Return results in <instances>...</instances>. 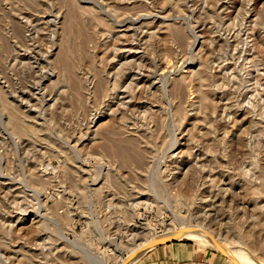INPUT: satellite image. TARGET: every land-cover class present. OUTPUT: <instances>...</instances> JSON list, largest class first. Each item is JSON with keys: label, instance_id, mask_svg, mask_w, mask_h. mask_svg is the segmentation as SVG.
Returning <instances> with one entry per match:
<instances>
[{"label": "rangeland", "instance_id": "374dc122", "mask_svg": "<svg viewBox=\"0 0 264 264\" xmlns=\"http://www.w3.org/2000/svg\"><path fill=\"white\" fill-rule=\"evenodd\" d=\"M179 225L264 264V0H0V264Z\"/></svg>", "mask_w": 264, "mask_h": 264}, {"label": "crops", "instance_id": "0c3cea01", "mask_svg": "<svg viewBox=\"0 0 264 264\" xmlns=\"http://www.w3.org/2000/svg\"><path fill=\"white\" fill-rule=\"evenodd\" d=\"M196 249L183 242H166L153 248L132 264H198Z\"/></svg>", "mask_w": 264, "mask_h": 264}, {"label": "bare ground", "instance_id": "6f19581e", "mask_svg": "<svg viewBox=\"0 0 264 264\" xmlns=\"http://www.w3.org/2000/svg\"><path fill=\"white\" fill-rule=\"evenodd\" d=\"M194 229H196V230H194ZM208 235H210V234H208L206 232H202V230H200L198 228H186L185 226L179 225L178 227H176L172 230H168L167 233L164 235V237L167 239L188 238V239H193V240H199V239L205 238L206 240L209 241V243L210 242L212 243V241L210 240ZM161 238H163V236L159 237L155 241H159V240H161ZM151 244L147 245L146 248H142V249L149 248ZM220 248L224 252H226L229 256H231L234 260L236 259L235 261L237 262V264H251V263H249V261H247L246 259L241 257V255L237 254L236 253L237 251L236 252L231 251V250H228L227 248L222 247V246H220ZM142 249H139V250H142ZM135 252H137V251H135ZM135 252H133L132 254H134ZM132 254L129 255L123 263L132 264V262H128L130 257L132 256Z\"/></svg>", "mask_w": 264, "mask_h": 264}, {"label": "water", "instance_id": "95a60500", "mask_svg": "<svg viewBox=\"0 0 264 264\" xmlns=\"http://www.w3.org/2000/svg\"><path fill=\"white\" fill-rule=\"evenodd\" d=\"M196 230V229H194ZM208 237L210 238V240L212 241V244L215 246V248L221 253L223 254L224 256L228 257L231 261H233L235 264H237V262L232 258L230 257L226 252H224L221 248H220V245L218 244V242L215 240V238H213L212 236L208 235ZM169 239L165 238L163 236V238H161V240L159 241H155L154 243H152L150 245L149 248L147 249H142V250H139L137 252H135L134 254H132V256L130 257L129 261L128 262H133L135 261L136 259H138L139 257H141L143 254H145L146 252H148L149 250L153 249V248H156L166 242H168ZM122 264H127V263H122Z\"/></svg>", "mask_w": 264, "mask_h": 264}]
</instances>
